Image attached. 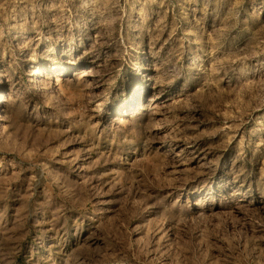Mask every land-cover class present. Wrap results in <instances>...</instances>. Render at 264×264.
I'll return each instance as SVG.
<instances>
[{
  "label": "rangeland",
  "instance_id": "rangeland-1",
  "mask_svg": "<svg viewBox=\"0 0 264 264\" xmlns=\"http://www.w3.org/2000/svg\"><path fill=\"white\" fill-rule=\"evenodd\" d=\"M0 264H264V0H0Z\"/></svg>",
  "mask_w": 264,
  "mask_h": 264
}]
</instances>
